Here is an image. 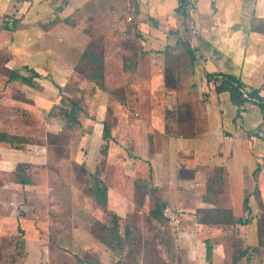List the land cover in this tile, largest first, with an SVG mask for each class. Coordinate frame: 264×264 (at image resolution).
<instances>
[{
    "label": "rangeland",
    "instance_id": "1",
    "mask_svg": "<svg viewBox=\"0 0 264 264\" xmlns=\"http://www.w3.org/2000/svg\"><path fill=\"white\" fill-rule=\"evenodd\" d=\"M136 5L137 0H90L63 23L77 27L92 42L103 61L102 81L92 82V70L79 63L84 48L80 54L79 50L76 54L60 48L62 54L68 55L64 61L58 55L38 51L35 63L43 82L34 87L38 90V105H34L26 91L14 86L22 84L7 81L12 63L2 64L0 60V131L31 142L19 144L17 149L0 143V264H83V260L94 258L99 264L117 261L118 257L96 237L97 222L107 224L109 220L85 192L84 182L75 170L80 164L89 170L100 166L108 186V207L120 217V233L127 234L131 254L141 242L164 256V243H169L167 236L173 232L179 249V257L173 256V261L195 264L194 257L188 256V246H180L184 243L179 231L187 227L181 223L182 215L187 209L192 213L190 204L203 201L205 192H187L169 180L165 135H193L199 105L206 101L200 70L191 66L182 51L181 19L179 23L169 18L153 21L140 17L136 15ZM134 21L137 29L133 30L130 26ZM62 34V41L56 45L66 44V35ZM140 49L145 50L142 56ZM166 49L175 59H171L176 65L174 73L166 70ZM132 50L136 58L141 57L130 74L122 70V59L132 57ZM62 64L73 69V74L56 68ZM52 72L61 74V79L54 81ZM211 98L214 101L213 95ZM71 101L76 102L78 110L70 124L65 111L71 108ZM104 120L109 126L105 162L99 152ZM260 131L264 135V122ZM259 159L257 197L251 195L255 183L251 175L245 181L251 223L238 232L231 224L220 231L217 226H208L198 232L196 250H204L205 238L218 246L216 264L230 263L238 250L256 245V218L264 215V156ZM20 163L25 166L17 167ZM253 163L247 161L245 169L253 171ZM21 179H26L27 184ZM223 187L213 197L217 206L228 205L230 200ZM177 202L188 208L171 209V203ZM235 204L236 208L230 209L234 216L245 218L238 206L241 203ZM157 205H165L164 212L170 220H180L169 225L171 231L169 226L159 227L147 221ZM135 264H141L139 254ZM237 264H245V260ZM250 264H264V249L251 254Z\"/></svg>",
    "mask_w": 264,
    "mask_h": 264
},
{
    "label": "crops",
    "instance_id": "2",
    "mask_svg": "<svg viewBox=\"0 0 264 264\" xmlns=\"http://www.w3.org/2000/svg\"><path fill=\"white\" fill-rule=\"evenodd\" d=\"M137 1L140 17L145 16L153 21H165L169 18L180 23V17L174 11L177 0ZM193 1L190 21L192 43L200 57L199 73L206 101L199 105L200 112L196 113L194 119L193 135L185 137L165 135L168 178L175 186L187 192L199 193L202 190L205 192L208 176L216 168H220L224 182L227 181L226 185L225 183L223 185V190L229 193L230 200L228 205L219 206L223 209H231L236 208L237 201L241 203L238 206H242L246 176L252 173L251 168L248 171L245 169V163L254 161L255 166V163H260L259 158L264 156L263 142L257 138H250L245 133L262 122L264 111L261 112L254 104L245 103L240 118L234 119L237 107L229 102L227 93L213 92V86L207 83L203 70L209 73L235 75L247 90L260 89L259 95L264 97V33L251 29L253 16L264 19V0ZM74 2V0H0V49L12 55L10 61L12 67L26 65L38 73V63H35L38 60V51L46 55H58L62 61L68 58L67 54H62L63 52L60 51L62 47L74 53L79 50L78 54L81 53L80 49H83L88 41L86 35H83L77 27H70L60 22L50 24L55 18L60 20L67 18L75 12V9L81 5L85 6L90 0H82L78 4ZM5 18L15 20L12 31L4 27ZM60 34L66 35V44L62 46L56 45V42H61L63 39H60ZM56 68L70 70L67 64L56 65ZM73 72L71 69L67 75ZM52 76L54 81H58L62 75L57 76L52 72ZM33 81L37 87L38 82H43L38 76L34 77ZM57 84L59 85L58 82ZM14 86L22 92L26 91L34 105H38L37 89L25 85ZM23 88L29 90H21ZM211 95L214 101H211ZM173 204L170 205L171 209L174 206L178 210L188 208L185 203ZM206 206L209 205L204 201L190 204L193 212L190 213L187 209L182 215L184 220L181 218V223L185 222V226L189 228H181L179 231L184 243L181 244L179 239V245L181 244L183 248L188 246V256L194 257L195 264H206L203 258L205 248L203 251L196 250L194 245V242L199 240L198 232L200 233L202 228L196 224L194 212ZM173 222L179 223L180 220L171 218L170 224ZM218 229L220 231L221 227L217 226ZM217 247L213 244L212 264H216Z\"/></svg>",
    "mask_w": 264,
    "mask_h": 264
},
{
    "label": "trees",
    "instance_id": "3",
    "mask_svg": "<svg viewBox=\"0 0 264 264\" xmlns=\"http://www.w3.org/2000/svg\"><path fill=\"white\" fill-rule=\"evenodd\" d=\"M253 1V0H251ZM139 5H136V15L139 16ZM194 7L193 0H177V6L175 8V13L180 17L181 24L183 25V38H182V48L183 52L189 57L192 67L200 66V57L197 55V49L192 43L193 35L191 28V15L192 9ZM15 20L10 18H5L4 27H7L12 31L13 24ZM66 22V18L60 20L55 18L50 24ZM131 29H137V23L134 21ZM6 28V29H7ZM251 29L252 31L264 33V19H257L252 17L251 19ZM166 55V70L174 73L176 71L175 61L171 62V59H174L171 56V50L165 51ZM145 53V50L140 49V55L142 56ZM132 57H124L122 59V70L132 73L135 71L138 58L137 54L132 50ZM0 60L2 64H7L12 60V55L4 49H0ZM175 60V59H174ZM79 63L87 68L91 69L89 78L91 81H102L103 73L102 66L103 61L99 58L95 48L92 45L91 41H88L79 57ZM26 70L24 73L22 70ZM39 74L31 67L26 65L22 67H11L8 68V77L7 81L17 82L19 84L36 87V83L33 81L34 77H37ZM203 75L207 83L212 84L213 92L215 94L227 93L229 102L237 107V112L234 119L240 118V113L243 111V106L245 103H251L257 106V108L263 112L264 111V97L259 95L260 89L250 88L247 90L245 85L240 81L238 77L232 74L221 73V72H206L203 70ZM166 81L167 76H166ZM167 84V83H166ZM70 109L65 111L70 124L73 123L76 119L78 106L75 101H71ZM264 122V117L262 122L257 125L255 128L247 130L245 133L250 138L260 139L264 144V135L261 133L260 128ZM55 137V136H54ZM53 137V138H54ZM102 144L99 147V152L102 157V161L105 162L107 151H108V141L109 139V126L106 120L102 123ZM0 143L8 145L12 149H17V145H27L31 144L30 140L19 135L6 134L0 131ZM25 166V164H18L17 167ZM261 165L259 162L256 163V168L252 171L251 177L254 180V187L252 190V196L255 198L258 195V185L256 183V176L259 173ZM76 173L80 178V181L84 182L85 192L90 196L92 203L95 207H98L102 212L107 216L109 222L99 223L97 222L96 228V237L98 240L104 244L109 250H111L118 258L114 264H135L136 258L141 257V264H178L175 260L173 261V256L175 259L179 257V249L176 243V237L173 232L170 233V236H167L169 241L168 244L164 243L166 251L165 255H160L151 245L148 243L137 242L134 253L131 254V248L127 241V234L120 233L119 221L120 217L118 214L113 212L108 207V186L106 185L103 176L101 174L100 166L97 164L94 170H89L84 164L76 166ZM222 169L216 168L208 176L205 183V194L204 202L209 206L201 207L195 210L194 216L196 224L198 227L202 226H227L231 224L234 226V230L238 232L240 228L246 227L251 222V207H250V194L246 193L247 187L244 188V197L242 202V210L246 214L245 218L235 217L232 210L217 208L213 200V197H217L219 189H222L223 177ZM21 183L27 184L26 179H21ZM143 183V182H142ZM215 205V206H214ZM165 205H157L153 210L150 211L147 221L149 224H155L159 227H167L170 225V219L165 214ZM256 233V245L255 246H245L241 250H238L237 257L233 258L230 263L223 262L222 264H237L240 259L245 260V264H250L251 254L258 253L260 249H264V215L261 214L256 218L255 225ZM169 230L171 228L169 226ZM19 231L23 233L20 229ZM126 232V230H125ZM243 237V235H242ZM23 244L21 242L19 245ZM163 246V245H162ZM204 261L206 264H212V252H213V243L209 239L204 240ZM168 252V253H167ZM135 254V255H134ZM83 264H99V261L94 259L83 260Z\"/></svg>",
    "mask_w": 264,
    "mask_h": 264
},
{
    "label": "built area",
    "instance_id": "4",
    "mask_svg": "<svg viewBox=\"0 0 264 264\" xmlns=\"http://www.w3.org/2000/svg\"><path fill=\"white\" fill-rule=\"evenodd\" d=\"M177 222V221H176Z\"/></svg>",
    "mask_w": 264,
    "mask_h": 264
}]
</instances>
